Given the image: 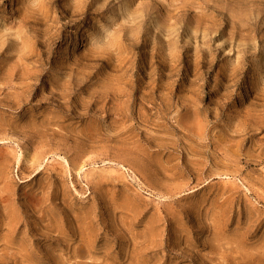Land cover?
I'll return each instance as SVG.
<instances>
[{
	"label": "rangeland",
	"instance_id": "obj_1",
	"mask_svg": "<svg viewBox=\"0 0 264 264\" xmlns=\"http://www.w3.org/2000/svg\"><path fill=\"white\" fill-rule=\"evenodd\" d=\"M0 264H264V0H0Z\"/></svg>",
	"mask_w": 264,
	"mask_h": 264
}]
</instances>
